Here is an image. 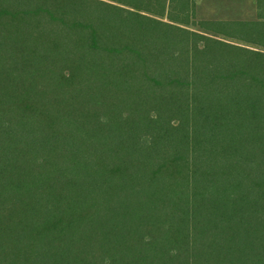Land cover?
<instances>
[{
    "label": "trees",
    "instance_id": "obj_1",
    "mask_svg": "<svg viewBox=\"0 0 264 264\" xmlns=\"http://www.w3.org/2000/svg\"><path fill=\"white\" fill-rule=\"evenodd\" d=\"M0 264H264V17L0 0Z\"/></svg>",
    "mask_w": 264,
    "mask_h": 264
},
{
    "label": "crops",
    "instance_id": "obj_2",
    "mask_svg": "<svg viewBox=\"0 0 264 264\" xmlns=\"http://www.w3.org/2000/svg\"><path fill=\"white\" fill-rule=\"evenodd\" d=\"M205 1L206 0H197V17L199 20L223 21V22H229V21L250 22V21H258L261 15L264 17V12L261 13L258 9V0H251V7L247 5L248 8L251 9L249 10L251 12L250 17L248 16L249 12L247 11V15H246V10L239 3L242 0H208V7L206 12L208 13V15H211V17L202 18L200 13L201 12L200 8L202 9L203 7L202 4ZM216 1H223V3H219ZM215 15L216 16L223 15L224 17H215Z\"/></svg>",
    "mask_w": 264,
    "mask_h": 264
},
{
    "label": "rangeland",
    "instance_id": "obj_3",
    "mask_svg": "<svg viewBox=\"0 0 264 264\" xmlns=\"http://www.w3.org/2000/svg\"><path fill=\"white\" fill-rule=\"evenodd\" d=\"M216 2L223 3V1H216ZM239 3L246 10V15H247V11L249 12V15L248 16L250 17L251 12L249 10H251V9H249L247 5H249L251 7V0H242ZM202 5H203L202 9L200 8V10H201V12H200L201 13V17L202 18L211 17V15H208V13L206 12L207 7H208V0H206ZM203 10H204V12H203ZM215 17H224V16L223 15H217V16L215 15ZM240 18H242V17H240Z\"/></svg>",
    "mask_w": 264,
    "mask_h": 264
}]
</instances>
